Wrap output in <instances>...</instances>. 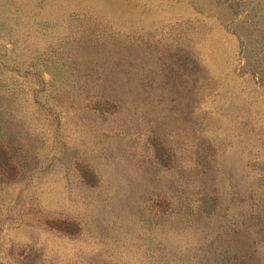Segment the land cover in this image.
Here are the masks:
<instances>
[{
  "label": "rangeland",
  "instance_id": "1",
  "mask_svg": "<svg viewBox=\"0 0 264 264\" xmlns=\"http://www.w3.org/2000/svg\"><path fill=\"white\" fill-rule=\"evenodd\" d=\"M0 264H264V0H0Z\"/></svg>",
  "mask_w": 264,
  "mask_h": 264
}]
</instances>
